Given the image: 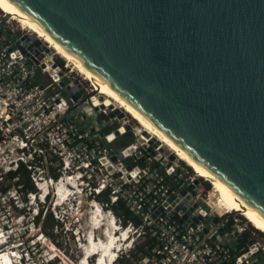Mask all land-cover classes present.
Wrapping results in <instances>:
<instances>
[{"label": "water", "instance_id": "95a60500", "mask_svg": "<svg viewBox=\"0 0 264 264\" xmlns=\"http://www.w3.org/2000/svg\"><path fill=\"white\" fill-rule=\"evenodd\" d=\"M6 1L264 220V0ZM26 38L38 60L52 54L33 34Z\"/></svg>", "mask_w": 264, "mask_h": 264}, {"label": "built area", "instance_id": "2783aa9c", "mask_svg": "<svg viewBox=\"0 0 264 264\" xmlns=\"http://www.w3.org/2000/svg\"><path fill=\"white\" fill-rule=\"evenodd\" d=\"M11 21L14 20L0 11V97L7 100L4 102L7 121L9 115H14L13 107L16 115L20 113L25 117L18 125L32 131L22 137L21 142L25 143V147L29 142H35L38 148L30 160L17 162L24 163L31 172V180L36 190L42 191L40 197L44 203L50 194L48 185L53 186L54 195L58 197L56 185L59 182L78 181L80 191L92 198L94 208L99 205L102 210L104 206L108 208L106 212L112 213V206L121 202L141 220L138 227L131 222L126 226L138 232V238L148 236L154 241L151 256L159 264L257 262L261 250L254 242L238 254L232 252L230 245L244 229L237 230L230 225L227 228V217L232 212L217 209L218 195L212 186L207 187L208 182L204 178L180 166L178 159L170 161L162 154L159 145L151 146L149 140L142 137L141 128H134L127 114L120 110L121 117H113L121 120L120 124L115 130L101 135L104 125L96 117V112H103L94 109L96 106L92 99L99 96L93 91L94 86L89 82L87 85L86 80L67 63L59 65L53 52L50 56L44 53L38 60L28 51L29 48L39 50L32 40L26 38L32 33L22 28L20 31L23 32H18ZM6 42L9 45L4 46ZM12 46L16 48L9 51ZM20 46L38 63L35 64L21 52ZM37 75L47 76L48 82L37 83ZM64 78L66 83H63ZM80 87L84 91L74 100L73 95L79 92ZM81 101L88 105L82 115L91 118V123H86L78 115ZM73 110L75 114L64 120ZM128 134L138 136L140 141H133L117 151L109 148L108 145L118 137ZM36 152L39 157L48 152L58 159L56 171H52L58 174L55 180L40 167V158H34ZM111 154L115 160H112ZM17 162L11 169L16 168ZM37 170L48 180L38 183L35 177ZM40 185H46L45 193ZM29 195L33 199L36 197L34 193ZM52 215L59 222L58 215L55 212ZM182 217H185L183 223L186 226L179 222ZM196 217L200 220L194 224ZM117 222L121 226L118 219ZM261 249L264 252V247Z\"/></svg>", "mask_w": 264, "mask_h": 264}, {"label": "rangeland", "instance_id": "374dc122", "mask_svg": "<svg viewBox=\"0 0 264 264\" xmlns=\"http://www.w3.org/2000/svg\"><path fill=\"white\" fill-rule=\"evenodd\" d=\"M10 23L14 28H17L16 30H18V32H23L20 31V28L22 27H20L15 20ZM24 30L26 31V29ZM54 60H60L62 64L66 63L58 55H55ZM35 78L40 84L48 82L47 76L45 75H37ZM85 83L87 85L89 84L88 81H85ZM0 101V171L4 173L13 168L15 162L18 160H30L33 152L38 147L35 142H29L31 145L28 144V146L25 147V143L21 142V138L26 136V134L30 135L32 131L18 125L20 123L22 124V121L25 119L24 115H20V113L16 115V109L12 107L14 115H9V121H7V112L5 111L4 104L7 100L1 99L0 97ZM87 108L88 105L81 101L78 106V115L81 116L86 123H91V118L84 116L85 114L82 115L83 111ZM99 114L103 113H100V111L96 112V117ZM126 116L127 119L131 121L134 128H140L138 123L133 120L130 115L127 114ZM100 122L105 126L110 124H120L121 120L106 116V118L102 121L100 120ZM128 135L134 141H140L138 136L133 134ZM34 158H40L42 164L40 167H42L47 174L50 175L53 174L52 171H56L58 159L54 158L53 155L48 152H46L43 157H39L36 152ZM178 163L180 166L186 169L189 168V171H192V169L186 166L184 162L178 160ZM38 170H41V168ZM38 170L35 173L37 182L43 183L44 180H48L47 177L38 173ZM75 182V184L73 180L71 182L73 187L71 185H65V197L61 202H58V199H56L59 196L57 197L54 195L52 185L51 187L48 185L50 194L48 200L45 201L46 203H44L42 197H40L42 191L38 190L34 199L29 194L25 195L22 192H18L19 187L12 186L5 195H0V252H14L13 254H15V257H13V264L80 263V258L82 256L80 248L85 245L84 235L88 232V217L95 208H92L94 207L92 206L94 205L92 198L86 197L85 192L80 191L78 181ZM5 184H8V182L5 181ZM207 185L210 188L211 185L209 182ZM45 188L46 187L43 186L42 190L44 191ZM98 206L96 205V208ZM47 207L49 208L47 209ZM102 208L103 209L100 210L105 212L108 217L114 218V223H116L118 227V229L114 230V233H117V236L121 234V230L127 231L126 238L119 243L118 256H120L121 253L128 252L133 245H140L141 238H138V232L132 229V227L126 226L125 228L120 226L117 222V218L112 216V213L106 212L108 211V208H105L104 206ZM38 209L43 211L41 220L43 219L44 214L47 216L49 213L53 214L54 212L59 217L60 225L58 228L53 227L51 229L48 227L46 229V232L50 234V237L41 231L42 226L39 224H33ZM228 216L229 217L227 218L232 221V224L230 225L232 228L237 230L244 229L247 231H256L251 233V237L254 240L253 242L255 246L261 250L262 254H264L261 249L264 247V234L254 228L239 213L232 212V214ZM95 236L97 239L99 238L98 235ZM55 254L58 255V257L53 259ZM135 256L137 258H142L135 261ZM135 256H133L132 259H129V264H159L149 255L144 247L141 248L139 253ZM20 257L22 260H20ZM51 259L54 261H51ZM94 260L95 258L93 257L89 258V264H92ZM255 264H264V259L260 262V259L258 260L257 257V262Z\"/></svg>", "mask_w": 264, "mask_h": 264}, {"label": "bare ground", "instance_id": "6f19581e", "mask_svg": "<svg viewBox=\"0 0 264 264\" xmlns=\"http://www.w3.org/2000/svg\"><path fill=\"white\" fill-rule=\"evenodd\" d=\"M0 10L15 20L23 29L31 32L55 55L62 58L73 71L94 86L93 91L99 95L97 98L95 97L92 99L94 106L101 107L102 111L109 114L113 113L115 110H120L130 115L140 126V132L143 138L149 140L151 143L155 141L158 142L160 144V149H166L176 159L184 162L186 166L190 167L197 176L204 178L210 183L213 191L219 198L216 203V207L219 211L239 213L254 228L264 234V220L228 191L206 171L202 165L196 162L195 159L177 143L171 140V138L161 132L150 120L141 114V112L120 96L117 91L105 81L101 80L78 58L54 40L42 27L6 0H0ZM65 185H71V182L62 180L56 185L59 194L58 202L64 200L66 192ZM43 186L46 187V185H40V188L42 189ZM45 191L46 188L44 189V193ZM88 220V232L84 235L85 245L80 248L82 256L79 264H89V258L91 257L95 258L92 264H113L114 259L118 255L119 243L126 238L127 231L121 230V234L117 236V233H114V230L118 229L117 224L114 223V218L108 217L107 214L98 207H95L94 211L89 214ZM95 235H98L99 238L97 239ZM13 253L14 252H0V264H13V257H15Z\"/></svg>", "mask_w": 264, "mask_h": 264}, {"label": "trees", "instance_id": "16d2710c", "mask_svg": "<svg viewBox=\"0 0 264 264\" xmlns=\"http://www.w3.org/2000/svg\"><path fill=\"white\" fill-rule=\"evenodd\" d=\"M56 62L59 65H62V62L60 60H57ZM36 82H37V79H36ZM105 118L106 116L103 114L98 115V119L101 121L104 120ZM116 127H117V124L105 125L103 129L101 130L100 134L101 135L107 134L110 131L115 130ZM133 141L134 140L129 135H124V136L118 137L115 142H113L112 144H109L108 146L109 148L117 151L120 148L131 144ZM52 173L53 174H50V176L55 180L58 174H56L55 172H52ZM30 176H31V172L27 169L26 165L20 161L17 162L15 169H9L5 171L4 173L0 171V195H5V193L9 191L11 186L19 187L18 192H22L25 195L30 194V193L36 194L37 190L34 187V184L31 181ZM5 181H7L8 184H5ZM207 187L209 186L207 185ZM111 210H112L113 215L120 221V224L122 227H125L129 222H131L134 227H138L141 224V220L137 216L133 215L128 210V208H126L124 204L121 202H118L116 205H113ZM42 213H43L42 210L38 209L36 211V216H35L36 218L33 224H36V225L39 224L40 226H42L41 231L44 234H46L48 237H50V234L46 232V229L48 227H50L51 229L53 227L58 228L60 223L56 221L53 215L50 213L47 216L46 214H44L43 219L41 220L42 215H43ZM231 224H232V221L229 219L226 224L227 228ZM252 232H256V231L244 230L242 233L236 235L234 242L230 245V248L234 254H238L240 250L246 248L249 244L253 243L254 240L251 237ZM154 245H155L154 241L152 239H149L148 236L142 237L140 245L135 244L133 245L132 248H130L128 252L121 253L120 256L117 257L114 264H129V259H132L133 256L138 254L139 250L143 247L146 248L147 252L151 256V250L154 247ZM55 257L57 258L58 255L55 254ZM141 258H137L135 256L134 260L138 261ZM259 259H260V262L264 259V254H262V252L258 254V260ZM20 260H22L21 257H20ZM232 261H234V257Z\"/></svg>", "mask_w": 264, "mask_h": 264}]
</instances>
